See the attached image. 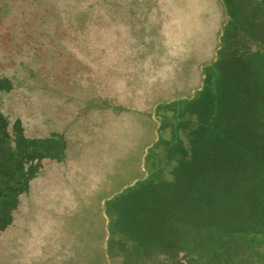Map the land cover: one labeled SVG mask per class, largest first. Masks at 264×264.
Segmentation results:
<instances>
[{
  "label": "rangeland",
  "instance_id": "rangeland-1",
  "mask_svg": "<svg viewBox=\"0 0 264 264\" xmlns=\"http://www.w3.org/2000/svg\"><path fill=\"white\" fill-rule=\"evenodd\" d=\"M161 1L0 0V264H76L64 258L87 247L73 231V217L85 206L69 196L94 182L89 199L95 202L96 180L93 171L69 167L96 164L103 151V118L96 109L116 101V85L130 90V75L159 78L171 72L170 54L194 55V43L197 55L208 54L197 65L198 83L183 81L180 73V81L170 75L176 80L163 82L164 98L150 112L154 139L140 160L141 166L144 149L163 127V137L143 159L154 171L149 176L145 170V178L130 187L156 182L171 167L178 186L175 194H162L168 201L157 216V231L166 236L174 260L150 257L142 263L264 264V0H236L238 17L248 11L254 20L244 25L238 18L233 28H227L226 8L219 42L224 22L219 0L222 22L209 39L199 29L191 39L171 30L173 21L159 13ZM148 20L157 24L153 35L146 32ZM217 49L215 62L205 66ZM233 70L249 73L250 88L227 75ZM161 102L169 103L157 106L153 117ZM165 106L170 112L157 115ZM143 176H114L104 190L118 192ZM62 182L66 187L57 193ZM122 194L105 204V215L107 204ZM118 205L129 208L131 201ZM145 233L138 232L141 241ZM45 246L56 254L54 261L41 256ZM149 252L142 245L143 255Z\"/></svg>",
  "mask_w": 264,
  "mask_h": 264
},
{
  "label": "trees",
  "instance_id": "trees-1",
  "mask_svg": "<svg viewBox=\"0 0 264 264\" xmlns=\"http://www.w3.org/2000/svg\"><path fill=\"white\" fill-rule=\"evenodd\" d=\"M147 4L150 5V2H147ZM224 4L226 5L229 16L227 28H233L235 24H237L238 18H242L241 22L244 23V25L254 20V14L251 15L248 11L247 13L242 11L245 16L238 17V14L241 12L238 9L239 6L236 0H224ZM159 5H161V10L159 12L161 17L165 20L170 19L173 21V23L170 22V27H172L171 30L176 28L178 33L184 38L190 37L191 39L193 29H199L201 36H208L207 38L209 39L212 33L214 34V31L216 33L218 25L222 22L218 0H162ZM150 9V7H147V12L150 11ZM171 12L178 16L179 24L175 23L176 21L172 17ZM148 23V26L144 25L148 27L147 31H145L148 32L150 30L149 35H153L151 30L157 32V24L151 20H148ZM158 30V36H161V30ZM233 34L234 31L232 30V34L230 33V35L233 37ZM149 37V41L152 42L153 45L155 43L154 38H151V36ZM223 40L224 37L222 38V42ZM193 45L194 48L192 51L196 50L194 55H189L187 52L170 54L171 64L173 65L169 66V68L172 69L171 72L164 70L159 78H150L147 74L143 78L142 76L130 75L128 81L131 85L130 90H125V87L122 90L121 86L118 87L116 85V90H114L116 101L111 105L99 106L96 109L98 115H102L101 117L103 118L102 121H100V126L105 133L103 151L98 153L96 164L78 162L74 167H69L70 170L84 168L91 171V173L92 171L95 173L90 175L91 178L96 180L95 202H90L89 199L92 194V186H95L94 182L88 185L85 184L84 190L82 191L83 193L73 192L69 196L70 199L76 200L79 206H85L84 208L80 207V213L77 212L73 217L75 220L73 231H75L74 235L78 241L85 240L87 247L80 253L72 252V254L65 256L64 260L68 259L70 261H75L76 264L80 261H83L84 264H105L103 251L105 219L100 210V203L104 198L117 190L110 189L106 191L104 190L106 189L104 186L108 184L107 182L114 176L117 177L121 174L142 176L143 170L140 166V160L143 148L154 139V127H152L153 123L150 118V112L152 106L164 98V96L159 93V89L163 85V82L176 80L172 77V79L169 80L167 77L175 75L174 77L179 78L178 73H180V77H183V81L194 79L195 81L197 80L198 83L197 65L205 61L208 54L206 57H204L205 55L203 54L197 55L198 45L196 43ZM204 47L205 45H202L203 51ZM227 54L231 56L232 53L227 52ZM161 66L162 64L160 67ZM227 75L231 76V79L235 82L245 84V88L249 87L245 78L249 76L248 72H235L233 70L227 73ZM125 77L128 76H124V78ZM120 78V75L117 74L115 83L119 82ZM144 83L147 84L146 87ZM193 87H191V89ZM253 91L252 88V92ZM98 95L100 96V94ZM170 108V106L160 107L156 111V114L162 115L164 109L170 112ZM109 125L111 126V131H109ZM163 129V127L158 129L157 133L159 138L163 137ZM107 140L109 141L108 146ZM156 147L157 145L151 148L149 150L150 153L157 149ZM144 166L147 174L149 176L152 175L154 169L150 165V162H148V158L145 159ZM165 169L163 178H158L156 182L150 179L139 188H130L128 193L122 194L117 200L107 204L106 216L109 220L108 226L110 233L107 252L110 261H113L114 264H143V260L146 261L150 257L154 260L153 262L161 261L163 258L164 261L170 263L174 260L173 249H169L165 245L166 236L163 232L159 234L157 231L159 227V219L157 216L163 209L164 201H168L164 200L165 197L162 194L163 192L166 195L169 193L175 194L178 186L171 167L166 166ZM169 173L170 175L168 176ZM74 180L75 176L72 181ZM170 180L172 181L169 183ZM61 187L65 189L66 184L63 182L59 184L56 188L57 193L60 192ZM81 198H85L86 201L80 202L79 199ZM128 200L131 201V207H118L120 201L124 202ZM55 217L58 218L57 215ZM58 222L60 223L59 218ZM88 226L92 227L90 232L84 230ZM154 230L156 231L154 232ZM140 231L146 232L144 241L138 238V232ZM173 237L174 231L171 229L169 232V242L173 241ZM89 245H91V248H89ZM142 245L149 248L150 252L148 256L143 255ZM41 252V256L47 260L54 261L56 259V254H48L46 246ZM56 263L57 261L55 264Z\"/></svg>",
  "mask_w": 264,
  "mask_h": 264
},
{
  "label": "water",
  "instance_id": "water-1",
  "mask_svg": "<svg viewBox=\"0 0 264 264\" xmlns=\"http://www.w3.org/2000/svg\"><path fill=\"white\" fill-rule=\"evenodd\" d=\"M219 1H220L221 6L223 7V12H224V22H223V24H222V26L220 27V30H219V35H218V38H217L218 42H219L220 37H221V35H222V33H223V28H224V26H225L226 23H227V10H226L225 4H224L223 0H219ZM220 46H221V45H219V47H220ZM218 49H219V48H218ZM218 49L214 51V56H215V57H214V60H213L211 63L206 64L205 66H208V65L212 64L213 62H215V60H216V53H217ZM203 67H204V66H203ZM203 67H202V68H203ZM203 79H204V75H202V79H201V82H200V88L202 87V81H203ZM200 88H199V89H200ZM199 89H195V90H193V91H192V94H191V96H190L189 98H191V97L194 95V92L197 91V90H199ZM179 99H181V98H179ZM175 100H177V99H175ZM175 100H174V101H175ZM169 102H172V100L169 101ZM169 102H165V103H164V102H161V103L156 104L155 107H154V109H153V117H154L155 109H156L157 106L162 105V104H167V103H169ZM157 138H158V137H157V134H156V131H155V140H154V142L157 140ZM154 142H153V143H154ZM153 143H151L150 145H148V146L144 149V154H143V156H142L141 169L143 170L144 176H143L142 178L138 179V180H135L134 182H132V184H130V185H128V186L122 188V189L119 190L118 192H115V193L112 194L111 196H108V197L104 198V199L101 201V212H102V214H103V216H104V218H105V237H104V241H103V251H104V255H105V259H106V264H109V256H108V253H107V242H108V238H109V231H108V219H107V217H106V215H105V204H106L108 201H110V200L114 199L115 197H117L118 195L122 194L126 189H128V188L134 186L137 182H139V181H141L142 179L145 178V176H146V171H145V169H144V161H143V159H144V157H145V155H146L147 149H148Z\"/></svg>",
  "mask_w": 264,
  "mask_h": 264
}]
</instances>
